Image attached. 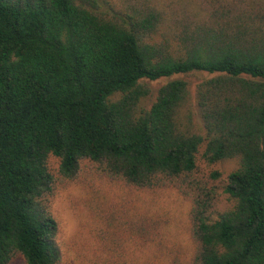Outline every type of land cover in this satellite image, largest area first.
Segmentation results:
<instances>
[{
	"label": "trees",
	"instance_id": "1",
	"mask_svg": "<svg viewBox=\"0 0 264 264\" xmlns=\"http://www.w3.org/2000/svg\"><path fill=\"white\" fill-rule=\"evenodd\" d=\"M74 184L101 228L80 264H264V0H0V264L66 263Z\"/></svg>",
	"mask_w": 264,
	"mask_h": 264
},
{
	"label": "rangeland",
	"instance_id": "2",
	"mask_svg": "<svg viewBox=\"0 0 264 264\" xmlns=\"http://www.w3.org/2000/svg\"><path fill=\"white\" fill-rule=\"evenodd\" d=\"M210 76L211 75L204 72H197L187 77L178 75L149 83L153 88L157 89L161 85L172 80L184 78L192 83L194 89L201 79ZM203 167H206L205 164H203ZM212 168L223 173L218 189L222 198L226 201L223 190L226 185L228 174L235 168V163L219 162L214 164ZM83 190L76 184L62 187L57 192L54 199V211L60 224L59 238L64 247L66 258L67 255L69 256L65 259V264L87 263L86 261L90 260L92 255L86 251L84 252L85 242L95 235L97 231H101L100 226L89 210L86 190ZM176 194L177 193L161 196L160 200L154 203V208L158 210V213L166 222L165 226L170 231L174 240L177 241V244H180L185 250L190 252L192 249V242L186 231V225L188 224L187 213L189 212L190 204ZM16 264H24V262L17 261Z\"/></svg>",
	"mask_w": 264,
	"mask_h": 264
}]
</instances>
